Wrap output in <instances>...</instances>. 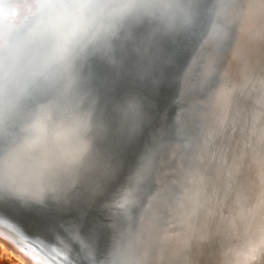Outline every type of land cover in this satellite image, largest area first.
<instances>
[{"label": "clouds", "instance_id": "clouds-1", "mask_svg": "<svg viewBox=\"0 0 264 264\" xmlns=\"http://www.w3.org/2000/svg\"><path fill=\"white\" fill-rule=\"evenodd\" d=\"M196 13L197 0H0V199L68 205L98 195L115 129L97 65L121 70L129 50L142 63L162 41L189 31ZM215 35L223 40L226 32ZM140 108L130 98L115 111L122 123ZM260 187L251 207L232 219L220 264H264ZM136 203L135 188H127L112 213L131 223ZM44 243L73 264H128L125 233L104 254L76 228Z\"/></svg>", "mask_w": 264, "mask_h": 264}, {"label": "water", "instance_id": "water-1", "mask_svg": "<svg viewBox=\"0 0 264 264\" xmlns=\"http://www.w3.org/2000/svg\"><path fill=\"white\" fill-rule=\"evenodd\" d=\"M245 3L246 0H197V13L191 29L162 41L158 48H153L144 57L142 63L136 53L129 50L121 70L97 65L100 91L115 129L106 145L109 168L105 180L114 191L112 197L108 193L105 195L100 188L104 197L100 192L95 197L83 194L68 205L24 204L13 199H0V230L11 236L12 240L28 245L49 263L73 264L67 252L55 245L49 251L44 243L53 240L57 234L64 235L69 229L55 221H48L46 215L36 207H101L99 211L108 216V220L73 222L78 227L77 236L80 233L88 238L99 254L109 250L114 236L125 233V242L129 245L128 264H137L145 250L154 253L158 247L165 255L163 264H220L221 253L217 254L216 251L220 249V243L224 247L227 242H221V233H218L219 238L213 235L217 232L214 228L208 239L203 236L206 233L204 229L189 226V221L196 218L187 214L192 212L191 209L185 208L186 212H182L178 208L175 211L176 215L180 213L183 217L180 228L185 229V234L178 236L175 233L173 240L164 244L159 239L151 238L154 232L147 221L160 226L165 222L163 209L179 205L180 201L176 202L174 197L182 199L187 192L184 204L192 206L195 198L193 187L200 192V187L189 182L184 183L187 191L182 187L174 188L175 184L171 189L168 177L173 173L162 174L164 164L160 159L174 165L179 163V159L170 154L175 148L174 142H180V146L186 149L193 147V139L184 132L196 133L197 127L192 124L197 120L206 124L215 85L224 81L229 86L227 75L221 71L225 67L227 51L231 49L228 48L229 41L237 28L235 19L239 6ZM217 29L226 32L223 40L215 35ZM254 96V93H248L249 105L253 104ZM130 98L138 99L141 108L130 111L121 123L115 106ZM235 98L238 99L237 93ZM239 99H244V94ZM117 139L122 140V144ZM202 144L197 145L200 152L205 148V141ZM183 160L186 169L190 168L196 175L200 173V163L196 159L185 156ZM181 177L188 179L185 172H181ZM204 182L201 181V184ZM127 188L136 190L137 203L132 210L131 223L123 216L113 215L112 208H109L118 202ZM234 204L229 200L227 207ZM15 224L22 226L28 237L34 239L24 238ZM0 237L3 236L0 234ZM213 239H216L215 244ZM80 259L82 257L77 256V260Z\"/></svg>", "mask_w": 264, "mask_h": 264}, {"label": "bare ground", "instance_id": "bare-ground-1", "mask_svg": "<svg viewBox=\"0 0 264 264\" xmlns=\"http://www.w3.org/2000/svg\"><path fill=\"white\" fill-rule=\"evenodd\" d=\"M238 10L235 19L237 28L229 41L228 48L231 49L227 51L229 53L225 59V67L221 71L227 75L229 86L224 81L215 85L210 110L206 115V124L197 120L192 124L197 127L196 133L184 132L193 139V147L186 149L180 146V142H174L175 148L170 154L176 156L179 163L174 165L160 159L164 164L162 174L173 173L168 177L171 189L175 184L174 188L182 187L187 191L185 182L200 187V192L195 191L193 187L195 198L192 206L184 204L183 199L186 200L187 192L182 199L180 198L181 200L177 198L178 196L172 197L176 202H180L178 206L172 205L163 209L165 222L160 226L150 223V228L152 227L154 232L151 238L159 239L161 244L173 240L175 233L178 236L185 234V229L180 228L183 217L180 213L177 214L178 217L175 214L178 208H181L182 212H186L185 208L192 210L187 214L196 218L188 224L191 227H199L200 230L204 229L206 233L203 236L210 239L211 230L214 228L217 232L213 235L219 238L218 233H221V242H227L226 236L230 232L232 219L237 213L251 207L256 194L261 191L260 186H264V179L261 178L256 163V159L264 157V0H246ZM249 92L255 94L251 104L253 109L248 104ZM236 93L238 99L235 98ZM243 94L244 99L240 100L239 97ZM180 127L185 130L182 125ZM117 141L123 142L120 139ZM202 141H205L203 146L205 148L200 152L197 145L202 146ZM123 152L128 154L127 151ZM185 156L200 163V173L196 175L190 171V168L186 169L183 160ZM181 172L188 175L187 180L181 177ZM105 176L100 181L101 189L105 195L108 193L112 197L114 191L108 180H105ZM201 181L205 182L201 184ZM101 189L99 192L104 197ZM229 200L235 202L233 207H227ZM36 208L46 215L48 221H55L67 229H78L77 224L73 223L78 220L84 222L93 219L108 220V216L99 211L101 207ZM60 214H62L61 218ZM0 234L5 237H0V249L14 256L20 264H52L25 243L12 240L11 236L6 235L2 229ZM5 239L11 240L13 244ZM213 243H216V239H213ZM219 246L217 254L224 248L221 243ZM164 258L162 249L158 247L154 253L145 250L137 264H163Z\"/></svg>", "mask_w": 264, "mask_h": 264}, {"label": "rangeland", "instance_id": "rangeland-1", "mask_svg": "<svg viewBox=\"0 0 264 264\" xmlns=\"http://www.w3.org/2000/svg\"><path fill=\"white\" fill-rule=\"evenodd\" d=\"M0 261H5L6 264H20L14 256L4 252L1 249H0Z\"/></svg>", "mask_w": 264, "mask_h": 264}, {"label": "snow or ice", "instance_id": "snow-or-ice-1", "mask_svg": "<svg viewBox=\"0 0 264 264\" xmlns=\"http://www.w3.org/2000/svg\"><path fill=\"white\" fill-rule=\"evenodd\" d=\"M227 94H225L226 97ZM256 163L259 166V170H260V176L262 179H264V157L260 158V159H256Z\"/></svg>", "mask_w": 264, "mask_h": 264}]
</instances>
